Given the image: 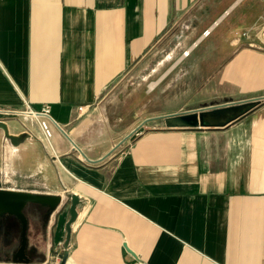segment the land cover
<instances>
[{
    "label": "crops",
    "instance_id": "crops-1",
    "mask_svg": "<svg viewBox=\"0 0 264 264\" xmlns=\"http://www.w3.org/2000/svg\"><path fill=\"white\" fill-rule=\"evenodd\" d=\"M261 30L264 0H0V109L61 128L1 121L23 137L0 129V189L59 198L23 208L28 264H264ZM249 100L219 127L165 119ZM20 235L0 216V263Z\"/></svg>",
    "mask_w": 264,
    "mask_h": 264
},
{
    "label": "water",
    "instance_id": "water-1",
    "mask_svg": "<svg viewBox=\"0 0 264 264\" xmlns=\"http://www.w3.org/2000/svg\"><path fill=\"white\" fill-rule=\"evenodd\" d=\"M258 104L259 100H249L214 108H208L200 111L169 115L166 116L165 119L170 124L179 127H219L225 125L229 121L238 119L245 112L254 108ZM0 129L3 130L5 137L11 141L18 140L23 137L20 136L15 139L10 136L7 131L6 124L1 121ZM27 203L44 204L50 206L51 209H54L59 203V198L47 195H37L26 192H15L0 189V216H14L19 220L21 224L20 246L15 252L13 258L15 261L22 262V264L29 263V260L25 255L27 220L23 214V208ZM77 204V198L75 196H72V203L69 208L70 219L66 224L67 236L65 241V248H67L69 243L70 225L75 219V209ZM66 257L67 253L65 252L61 258L60 264H65Z\"/></svg>",
    "mask_w": 264,
    "mask_h": 264
},
{
    "label": "built area",
    "instance_id": "built-area-1",
    "mask_svg": "<svg viewBox=\"0 0 264 264\" xmlns=\"http://www.w3.org/2000/svg\"><path fill=\"white\" fill-rule=\"evenodd\" d=\"M260 35L264 39V30L260 31ZM23 103L24 107L22 109H0V121L4 120L6 117L16 115H24L30 118H34L38 120L40 129L46 139L51 136V126L61 129L60 126L52 119L50 114V108L48 106H44L39 111H35L32 110L25 101Z\"/></svg>",
    "mask_w": 264,
    "mask_h": 264
},
{
    "label": "rangeland",
    "instance_id": "rangeland-1",
    "mask_svg": "<svg viewBox=\"0 0 264 264\" xmlns=\"http://www.w3.org/2000/svg\"><path fill=\"white\" fill-rule=\"evenodd\" d=\"M175 42H176V40L170 41V43L168 45H165L162 47L156 46L152 50L153 55H166L168 57V60H169L168 63H162V64H160L159 62H153L152 63L153 69L164 70V69L170 68V66H172V62H170V60H173L176 56L181 54L182 50L184 49V47H179V46L177 47Z\"/></svg>",
    "mask_w": 264,
    "mask_h": 264
}]
</instances>
